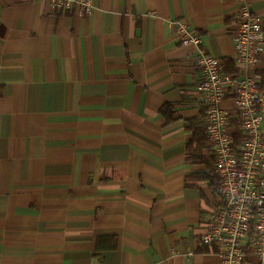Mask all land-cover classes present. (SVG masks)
<instances>
[{
	"label": "crops",
	"instance_id": "obj_1",
	"mask_svg": "<svg viewBox=\"0 0 264 264\" xmlns=\"http://www.w3.org/2000/svg\"><path fill=\"white\" fill-rule=\"evenodd\" d=\"M92 4L0 0V264H223L200 242L221 201L198 48L175 21L242 75L240 1ZM248 73L264 90V54Z\"/></svg>",
	"mask_w": 264,
	"mask_h": 264
},
{
	"label": "built area",
	"instance_id": "obj_2",
	"mask_svg": "<svg viewBox=\"0 0 264 264\" xmlns=\"http://www.w3.org/2000/svg\"><path fill=\"white\" fill-rule=\"evenodd\" d=\"M239 1L234 43L242 75L225 72L200 34L191 32L182 20L175 24L179 41L198 48L197 90L205 106L208 148L215 155L212 173L221 201L209 217L201 246H217L223 264H251L252 256L264 264V90L259 88L260 76L248 73L264 54V18L245 0ZM48 2L53 10L74 5L86 14L93 10L92 0ZM228 98L237 111L234 120L220 106ZM231 122L242 133L239 144L227 130Z\"/></svg>",
	"mask_w": 264,
	"mask_h": 264
},
{
	"label": "trees",
	"instance_id": "obj_3",
	"mask_svg": "<svg viewBox=\"0 0 264 264\" xmlns=\"http://www.w3.org/2000/svg\"><path fill=\"white\" fill-rule=\"evenodd\" d=\"M223 65H225V69H226V65H227V72H235L237 73L239 71V68L237 66V70L234 68V65H233V61L230 60V61H222ZM235 73H230V74H234L236 75ZM197 134V141L200 143V144H203L208 150V135H207V125L206 127L203 129V130H199V132L196 133ZM242 137V133L239 132L237 138L234 140L235 144H239L240 143V138ZM210 154L213 156V164H212V171L215 167V155L210 151ZM215 181H216V176L213 175Z\"/></svg>",
	"mask_w": 264,
	"mask_h": 264
}]
</instances>
